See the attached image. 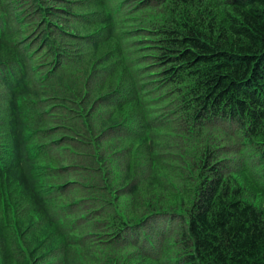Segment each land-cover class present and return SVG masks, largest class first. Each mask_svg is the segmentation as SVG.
Here are the masks:
<instances>
[{"label":"trees","instance_id":"obj_1","mask_svg":"<svg viewBox=\"0 0 264 264\" xmlns=\"http://www.w3.org/2000/svg\"><path fill=\"white\" fill-rule=\"evenodd\" d=\"M264 0H0V264H264Z\"/></svg>","mask_w":264,"mask_h":264},{"label":"rangeland","instance_id":"obj_2","mask_svg":"<svg viewBox=\"0 0 264 264\" xmlns=\"http://www.w3.org/2000/svg\"><path fill=\"white\" fill-rule=\"evenodd\" d=\"M256 199L257 203H259L260 205H264V195H257Z\"/></svg>","mask_w":264,"mask_h":264}]
</instances>
